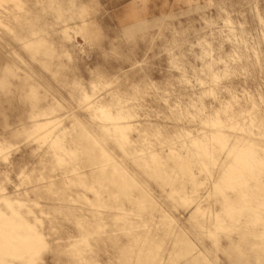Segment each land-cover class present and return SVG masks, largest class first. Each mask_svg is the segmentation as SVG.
Returning a JSON list of instances; mask_svg holds the SVG:
<instances>
[{"label":"rangeland","instance_id":"obj_1","mask_svg":"<svg viewBox=\"0 0 264 264\" xmlns=\"http://www.w3.org/2000/svg\"><path fill=\"white\" fill-rule=\"evenodd\" d=\"M0 264H264V0H0Z\"/></svg>","mask_w":264,"mask_h":264},{"label":"bare ground","instance_id":"obj_2","mask_svg":"<svg viewBox=\"0 0 264 264\" xmlns=\"http://www.w3.org/2000/svg\"><path fill=\"white\" fill-rule=\"evenodd\" d=\"M214 77V76H213ZM212 77V78H213ZM215 78V77H214ZM213 78V79H214ZM217 78V77H216ZM215 78V79H216ZM214 79V80H215ZM218 79V78H217ZM232 97V96H231ZM91 107H95L98 111H100V112H105V114L107 115V116H109L108 115V113L106 112V110H105V107L104 106H101L100 104H99V102H97L96 104H93V105H91ZM201 107V106H200ZM200 111V110H199ZM202 112V111H201ZM52 121H49L48 123H47V125H49L50 123H51ZM208 123V122H207ZM206 124V123H205ZM46 125V126H47ZM129 128H130V126H124V127H122V128H118V131H120L119 132V138L121 139V141H117L118 142V144L121 146L123 143H124V141L126 140V133H125V130H129ZM190 144H195V141L193 142V141H190ZM202 159V158H201ZM204 166V165H203ZM205 167V166H204ZM221 181H223V179H221ZM2 200H4V201H6L7 202V200L6 199H4V198H2ZM228 200H226V206H227V210H228V212H227V216H230L231 217V214H230V211H231V208L233 207V203L232 202H227ZM238 216H240V214H237ZM84 244V243H83ZM20 247V246H19ZM78 252H80L79 251V249L76 247V250L73 252V253H69L68 255H70V254H77Z\"/></svg>","mask_w":264,"mask_h":264}]
</instances>
